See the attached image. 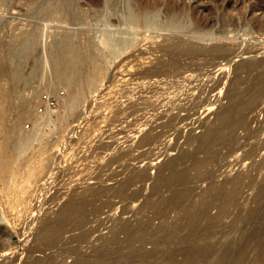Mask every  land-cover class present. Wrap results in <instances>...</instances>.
Returning a JSON list of instances; mask_svg holds the SVG:
<instances>
[{"label":"rangeland","instance_id":"374dc122","mask_svg":"<svg viewBox=\"0 0 264 264\" xmlns=\"http://www.w3.org/2000/svg\"><path fill=\"white\" fill-rule=\"evenodd\" d=\"M127 4L164 24L107 25L131 41L109 57L95 22L104 0H0V264H264V101L249 135L237 130L239 143H210L209 125H199L215 79L247 102L263 85L264 0ZM42 9L50 17L36 15ZM40 38L72 89L46 88L51 74L30 87L14 79L13 52L31 41L39 55ZM220 62L231 79H218ZM72 93L82 100L78 114L63 120ZM35 115L47 119L25 147L18 134L34 131ZM256 144L263 148L249 158ZM232 186L235 200L221 211ZM73 205L83 224L59 234Z\"/></svg>","mask_w":264,"mask_h":264},{"label":"bare ground","instance_id":"6f19581e","mask_svg":"<svg viewBox=\"0 0 264 264\" xmlns=\"http://www.w3.org/2000/svg\"><path fill=\"white\" fill-rule=\"evenodd\" d=\"M225 5H227V3L225 4ZM127 6H128V8H129V14H131L132 16H135V15H137L138 16V14L132 9V7L129 5V4H127ZM226 7V6H225ZM41 12L39 13H37L36 15H38L40 18H48V17H50V12L48 11V10H44V9H42V10H40ZM135 14V15H134ZM158 15H154L153 17L157 20V21H160L159 19H158V17H157ZM195 19V18H194ZM192 21V20H191ZM161 23L160 24H164L162 21H160ZM189 22H190V18H189ZM263 22H264V20H263ZM158 23V22H157ZM233 23V22H232ZM159 24V25H160ZM190 24H191V22H190ZM198 25V24H197ZM227 25V24H226ZM155 26H157L156 24H155ZM171 26L173 27V29H175V30H178V29H181V27H184V25H179V24H176V23H172L171 22ZM223 26H225V25H223ZM229 26V25H228ZM233 27H235L234 25H232ZM226 27V26H225ZM224 28V27H223ZM194 29H196V28H194ZM199 29V28H198ZM235 29V28H234ZM196 31H197V29H196ZM223 31V30H222ZM100 32H101V35L104 37V41H105V43L108 45V50H107V52H106V54H107V56H108V54L110 53H112V51H115V49H120V50H118V52L115 54V53H112V55L113 56H118V55H120L122 52H123V50L126 48V47H128L130 44H131V41L127 38V37H123V36H119V35H116V33H109L107 30H105V29H100ZM199 32V31H198ZM121 33V32H120ZM69 36L67 35V36H65L64 35V38L62 39L63 40V46H65V47H69V46H67V45H69L70 43H69V38H68ZM38 38L37 37H34L33 38V40H37ZM195 44V43H194ZM193 44V45H194ZM192 45V46H193ZM196 45H198V44H196ZM195 45V46H196ZM120 46V47H119ZM122 46V47H121ZM195 46H193V48L195 47ZM216 46V45H215ZM26 47H29V49H33V43L31 42V41H27V42H21V46L18 48V49H16L14 52H13V55L14 54H16L18 51H20L21 49H26ZM198 47V46H197ZM205 47V46H204ZM213 47V46H212ZM217 47V46H216ZM218 47L220 48L221 47V45H218ZM196 48V47H195ZM214 48V47H213ZM219 48H218V50H219ZM197 49H199V48H197ZM205 49V48H204ZM211 49V48H210ZM215 49V48H214ZM213 49V51H215ZM221 49V48H220ZM195 50V49H194ZM193 50V51H194ZM216 50H217V48H216ZM31 51V50H30ZM195 52H196V50H195ZM194 52V53H195ZM217 52H219V51H217ZM221 52V51H220ZM32 53H34V49L32 50ZM197 53V52H196ZM38 54V53H37ZM46 55V54H45ZM44 55V56H45ZM194 55V54H193ZM200 55V54H199ZM195 56V55H194ZM194 56H192V57H194ZM196 56H198L197 54H196ZM230 56V55H229ZM226 57V56H225ZM263 57H264V55H263ZM198 58V57H197ZM27 59V58H26ZM31 58H29V59H27V62H28V60H30ZM48 59H49V68H50V72H49V70H47V74H51V75H53V76H56V77H53V79H50L49 80V85L46 87V88H50V90H54V89H56L59 85H61V84H63V86H67V85H69L71 82H72V80H73V77H71L70 76V74L68 73H66V72H64L65 74H62V75H59V76H57L58 75V73H59V71H60V59L58 58L57 59V57L56 56H53V57H51L50 56V58L48 57ZM193 59H195V58H193ZM224 59V58H223ZM263 59V58H262ZM262 59H260V60H262ZM219 60V59H218ZM233 60V59H232ZM259 59H258V61H260ZM213 61V60H212ZM217 61V60H216ZM215 61V62H216ZM264 61V59L262 60V62ZM215 62L213 63V64H215ZM218 62V61H217ZM229 62V61H228ZM231 62V61H230ZM235 62V61H234ZM233 62V63H234ZM261 62V63H262ZM226 62H224V64H225ZM242 63V62H241ZM258 63V62H257ZM260 63V64H261ZM64 64H65V66H67L66 65V62H64ZM220 64L222 65V67L220 66ZM220 64L218 65V66H220L221 68H219V69H221V72H220V74L219 75H221L219 78H218V76H217V78L218 79H222L223 80V78L224 77H226V75L229 77V75H228V73H226L227 72V70L225 69V67H224V65L220 62ZM231 64V63H230ZM235 65L237 64L236 62L234 63ZM234 64H233V66H234ZM243 64V63H242ZM255 64V63H254ZM32 65H33V62H32ZM217 65V64H216ZM228 66V65H227ZM226 66V68H228ZM238 66V64L236 65V68H238L237 67ZM214 67H216V66H214ZM218 68V67H217ZM236 68L234 69V67H233V69L236 71ZM239 68H241V67H239ZM238 68V69H239ZM231 70V69H230ZM220 71V70H219ZM229 71V70H228ZM238 71V70H237ZM235 73V72H234ZM238 73V72H237ZM229 74H230V72H229ZM232 74V73H231ZM264 74V73H263ZM231 77V76H230ZM229 77V79H231ZM212 78H214V77H212ZM233 78V77H232ZM264 78H262L261 80H263ZM217 79H215V85L213 86V89L212 88H210V89H212V90H216L217 91V94H215V98L213 99V97H212V99L210 98V99H205V102H203L202 104H203V107H204V109L201 111L202 112V114L203 115H205V118H204V116H203V118L205 119V121L203 120H201L199 123V125H200V127L202 128V127H206L207 125H209V126H207L206 128H208L207 130H205L204 128V130L206 131V133L208 134V137H209V139L211 140V142L210 143H212V140H214V139H217V138H223V139H233L234 138V141H236L238 138H236L235 139V137H238V136H240V135H238V136H236L237 135V130H239V128H242V130H243V128H245L244 129V132H245V130L246 129H248L249 130V128H248V125H249V123L250 122H252L253 120H255V118L256 117H258V116H256V110H257V103H259V102H262V101H264V81H262L263 82V85H261V83H259L261 86H257V85H255V87L257 86V88H255L254 90H255V92L253 93V95L251 96V98H249L250 100L247 102L246 100L245 101H243L244 99H239V97L237 96V92L236 93H233V91H231L232 92V94L230 93V91H226V89H224V87H222V85H221V83H220V80L219 81H217ZM228 81V80H227ZM90 82L92 83V84H94V82H95V78L94 79H91L90 78ZM230 82H231V80H230ZM92 86V85H91ZM226 86V85H225ZM229 87V86H228ZM232 88V87H231ZM253 88V87H252ZM211 90V91H212ZM227 90H229V89H227ZM232 90V89H231ZM253 90V89H252ZM251 90V91H252ZM215 91V92H216ZM245 91H250L249 89L247 90H244V92ZM214 92V91H213ZM214 92V93H215ZM238 93H239V91H238ZM240 95H241V97H242V94H241V92L239 93ZM71 95V96H70ZM69 95V97H67V98H65L63 101H64V105H65V107L67 108V116H65V118H63V120H68V119H70L71 117H73V116H76L77 114H78V108H79V105L81 104V97H80V95L79 94H77V93H72V94H70ZM250 95H251V92H250ZM214 96V95H213ZM248 97H250V96H248ZM227 99V98H229V103H227V104H222L221 102H222V99ZM204 101V100H203ZM257 104V105H256ZM263 104V103H262ZM254 105H256L255 107H254ZM264 106V105H263ZM29 107V105L27 104V102H23L20 106H19V108H18V111H19V114H18V116H19V120H22L24 117H26V115H27V113H28V108ZM264 108V107H263ZM258 109H259V105H258ZM248 110V112H246V111ZM47 111H48V113L47 114H52V112H53V109L52 108H47ZM259 111V110H258ZM260 111L261 112H263L262 111V107H261V109H260ZM259 113V112H258ZM47 114L45 115V116H47ZM36 116V118H35V122H34V127H35V129H34V131L32 132V133H28L27 135L26 134H20L19 132V134H18V136L21 138V144H23L25 147H27V146H29L30 145V143H33L35 140H37L38 138H39V132L37 131V127L40 125V124H42V123H44L45 122V120L47 119L45 116H37V115H35ZM261 116V115H260ZM202 118V117H201ZM202 118V119H203ZM211 118H215L214 120H213V122H210L209 120L211 119ZM62 119V118H61ZM257 119V118H256ZM259 119V118H258ZM211 120V121H212ZM258 122H259V120H257ZM262 121V124L264 125V122H263V120H260V122ZM254 122V121H253ZM209 123V124H208ZM257 123V122H256ZM258 124V123H257ZM262 124L260 123V126H262ZM18 127V126H17ZM199 127V126H198ZM262 127H264V126H262ZM258 128H259V124H258ZM251 129V128H250ZM261 129V128H260ZM248 130L246 131V132H248ZM256 130V129H255ZM255 130H253V131H255ZM263 130V129H262ZM17 131V130H16ZM204 131V132H205ZM250 131H252V130H250ZM147 132H150L151 133V131H147ZM203 132V133H204ZM245 132V133H246ZM239 133V132H238ZM249 133L250 132H248V134L247 135H245V136H248L249 135ZM146 134H149V133H146ZM145 135V134H144ZM151 135L152 134H149V135H147V136H150L151 137ZM205 135V134H204ZM153 136V135H152ZM245 136H243V137H245ZM144 137H146V135L144 136ZM144 137H143V139H144ZM141 138H142V136H141ZM148 138V137H147ZM192 138V137H191ZM196 138V137H195ZM150 139V138H149ZM148 139V140H149ZM151 139H152V137H151ZM150 139V140H151ZM190 139V138H189ZM222 139V140H223ZM228 139H227V142H228ZM240 139V138H239ZM147 140V141H148ZM149 140V141H150ZM142 141V140H141ZM145 141V140H144ZM214 141H217V140H214ZM232 141V140H231ZM231 141H229V143L231 142ZM222 142H225V141H222ZM238 141H236V143H237ZM228 143V144H229ZM239 143V142H238ZM260 143H262V142H260ZM215 144V143H214ZM223 144V143H222ZM222 144H219L220 146L222 145ZM216 145V144H215ZM238 145V144H237ZM240 145V144H239ZM239 145H238V148H239ZM261 145V144H260ZM260 145H258V144H256V146L254 147V148H252L251 150H250V148H249V150H250V152H247L246 154H248L247 156L249 157V158H251V156L253 157V156H255V155H257L258 154V152H259V150L261 149V148H263V147H260ZM18 146V145H17ZM241 146V145H240ZM242 146H243V144H242ZM253 146V145H252ZM262 146H264V142L262 143ZM222 147H225V146H222ZM227 147V146H226ZM235 147V146H234ZM15 148H16V151H17V149L19 150V146L18 147H16L15 146ZM237 148V147H236ZM237 148V149H238ZM232 149V148H231ZM240 149H241V147H240ZM13 151H15V150H13ZM124 153V152H123ZM241 160V159H240ZM264 160V159H263ZM237 161V163H238V161H239V159L238 160H236ZM242 161V160H241ZM240 161V162H241ZM229 163V162H228ZM236 164V163H235ZM230 165H231V163H230ZM234 165V164H233ZM225 172V171H224ZM223 172V173H224ZM226 173V172H225ZM240 175V174H239ZM226 176V175H225ZM227 177H228V175H227ZM226 177V178H227ZM237 177H238V175H237ZM237 177H235L236 179H237ZM223 178H225V177H223ZM225 178V179H226ZM239 179H237V181H238ZM225 181V180H224ZM226 181H228V180H226ZM226 181H225V183H226ZM233 181V180H232ZM234 181H235V179H234ZM240 181H242V180H240ZM239 181V182H240ZM236 182V181H235ZM224 183V184H225ZM233 183V182H232ZM242 183V182H241ZM236 185H238V183L236 182L235 183ZM234 183H233V185H235ZM226 185V184H225ZM239 185H241L240 183H239ZM222 186V185H221ZM234 189H233V191H231V193H230V196H229V198L223 203V205L220 207L221 208V211H224V209H226L227 210V208H228V206L231 204L232 205V201H233V199H234V196L237 194V192L235 191V190H237V188L235 187V186H232ZM232 190V189H231ZM235 200V199H234ZM228 205V206H227ZM227 206V207H226ZM79 213H80V209H78V208H76L74 205L73 206H70V207H68V208H66V211H65V218H64V220H63V222H62V225H61V227H60V229H59V231H58V233L59 234H63L64 232H65V230L67 229V227L69 226V225H71V224H75L76 225V227L77 226H79V225H81V224H83V221H82V219H81V217L79 216ZM195 224V223H194ZM75 227V226H74ZM127 226H125V228H126ZM127 229V228H126ZM68 230H69V227H68ZM67 233V232H66ZM69 233H71V232H69ZM128 236H131V234L129 235L128 234Z\"/></svg>","mask_w":264,"mask_h":264},{"label":"water","instance_id":"95a60500","mask_svg":"<svg viewBox=\"0 0 264 264\" xmlns=\"http://www.w3.org/2000/svg\"><path fill=\"white\" fill-rule=\"evenodd\" d=\"M52 14H53L52 15L53 18L54 17L58 18L57 16L54 15V13ZM114 17H116V19H113ZM95 22H96V25H102L104 29L107 30L109 33L119 32V29L110 30L106 28L107 25H110V24H117L118 26H121V27L125 26L128 28V27H138V26L157 27L155 26V24L159 25L161 23L160 21H157L154 17H148V16L146 17L144 14H142L141 16H137V15L132 16L131 14H129L127 0H104V9L101 14L96 16ZM184 27H181L183 29L179 30L178 32L185 30ZM98 33H100L99 29H98ZM119 35L125 37L124 36L125 34H122V32ZM45 45L46 43L42 42L40 38V42L37 47L38 49H40V51L38 52L39 55H36V53H32L33 49H29V47H26V49H21L16 54L12 55V58H11L13 62L12 73H13L14 79H20L22 77H25V82L23 85L24 87H30L34 80H43L48 75L47 70H49L50 72L49 59L45 55V47H46ZM49 45H52L55 48L57 46V43L50 42ZM118 50L120 49L117 48L115 49V51H112V53L116 54ZM95 53H96V48H95ZM112 53L111 54L109 53L108 56L112 57L114 55V54L112 55ZM50 55H54V54L51 53ZM26 58L27 59L31 58L30 60L33 62V68L31 69L30 72L29 70H25L26 65H28ZM61 85L63 86V84ZM66 87L69 89L73 88V87L71 88V86H66Z\"/></svg>","mask_w":264,"mask_h":264}]
</instances>
